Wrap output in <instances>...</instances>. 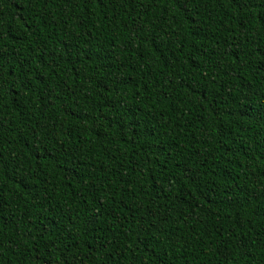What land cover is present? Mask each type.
<instances>
[{
  "label": "trees",
  "instance_id": "1",
  "mask_svg": "<svg viewBox=\"0 0 264 264\" xmlns=\"http://www.w3.org/2000/svg\"><path fill=\"white\" fill-rule=\"evenodd\" d=\"M0 264H264V0H0Z\"/></svg>",
  "mask_w": 264,
  "mask_h": 264
}]
</instances>
